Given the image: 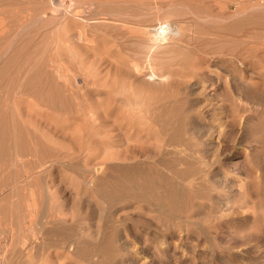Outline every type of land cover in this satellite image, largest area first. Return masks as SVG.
<instances>
[{
  "label": "rangeland",
  "instance_id": "374dc122",
  "mask_svg": "<svg viewBox=\"0 0 264 264\" xmlns=\"http://www.w3.org/2000/svg\"><path fill=\"white\" fill-rule=\"evenodd\" d=\"M51 3L0 0V264H114L113 245L123 264H264V0ZM62 12L76 21L67 32L57 19ZM50 58L75 68L80 92L63 95L47 80ZM224 59L231 75L221 70ZM88 69L93 75L82 80ZM232 77L251 81L255 95L244 90L232 106L223 94L234 88ZM86 98L102 101L101 113L117 98L129 102L121 109L142 120L139 135L151 150L167 146L168 123L177 131L187 118L195 127L188 139L196 143L203 133L193 162L202 166L195 160L203 156L210 176L229 177L216 187L219 199L208 196V181L180 187L175 202L191 201L183 219L168 203L143 214L77 187L80 171L70 164L104 167L108 178L116 174L108 165L128 162L122 149L133 143L131 124H109L93 137V122L52 107ZM48 121L63 127L55 130L63 138L56 153L65 165L41 173L46 158L32 124ZM227 185L238 190L234 201L223 199ZM112 227L122 238L109 242Z\"/></svg>",
  "mask_w": 264,
  "mask_h": 264
},
{
  "label": "bare ground",
  "instance_id": "6f19581e",
  "mask_svg": "<svg viewBox=\"0 0 264 264\" xmlns=\"http://www.w3.org/2000/svg\"><path fill=\"white\" fill-rule=\"evenodd\" d=\"M49 1L50 2L52 1L51 4L54 7L58 5V0L57 2L55 0H49ZM256 5H259V4L257 3ZM50 12H52V10ZM57 19L59 20V22H61V25L63 26L62 29L65 30V32H67L70 25L72 27L76 25V21L70 18L69 12H62L58 14ZM67 38L62 39V41H65ZM71 58L72 60L76 61L74 56H71ZM53 60L54 59H51V58L47 60V65H48L47 80H50V83L57 85L58 91L62 93L63 95L73 96L75 92H80L81 87H79V85H77L76 83L78 81L77 80L78 75L75 72V68L74 67L66 68L63 65H61L59 62H57L56 59L55 61ZM220 61L224 65V68H221V70L224 71L227 75H231L232 68H228V67L229 66L232 67L233 65L229 63V59H224ZM86 75L87 76L81 75V79L82 80L88 79V76L93 75V73L90 72V70L88 69V72ZM232 80L234 83L233 84L234 88L231 90L228 89L226 92L224 91L223 93L225 100H230L232 106H233L232 103L235 102V97L238 96L237 94H240V92H243L244 90H249L250 97L255 95L253 94L255 92L254 85L251 84V81L241 82L240 80H237L236 78H233V77H232ZM217 81L218 80L216 79V82ZM84 84H88V81L84 82ZM194 84L196 85V83ZM246 95L248 96V94ZM115 101L118 102L117 105L115 106L105 105L102 109L103 110L102 113L100 112V109L102 107L103 102L92 100V99L89 100L88 98H86L85 100H82L80 103L75 104V106L72 108L70 107V105L64 102H60L57 106L54 104L52 105L53 108L65 109L67 110V112L68 111H70L71 113L73 112V115L76 118H79V116L82 115L81 120L85 123L87 121L93 122L95 125V129L92 134L93 137L98 136L99 133L101 134L102 133L101 129L106 128L109 124L115 125L116 129H120L123 127L128 128L127 125L131 124V128H128V130L131 132V139L133 143L129 144L128 141H126L127 142L126 146H124V148L122 149V153L124 155V157L122 158L123 159L125 158L124 160L128 162H124L123 160H121L123 161L122 163H114V164L108 165V168L111 171L116 172L115 175H111L108 178L102 177V175L105 172L104 167L103 168H99V167L82 168L77 164H70L73 168H76L80 171L78 175L80 184H78L77 187L82 189L84 192L86 191L88 192L89 190L91 191L92 189L95 190L96 188V190L100 191L101 195L104 194V196H107L112 204L118 201L119 202L122 201L123 203L121 205L126 204V205H130L134 207L135 209L140 208V209L145 210V211L142 210L143 214H146V211L147 212L149 211L148 213L150 214V211H153V209H155L156 207H159L160 204L162 206L163 203H166V204L168 203L169 206L171 205V208H175V211L173 212H175L174 215L176 218H181L183 216L179 214L180 212H183V214H185L187 210L188 212H190L191 210V209L190 210L187 209L191 203L189 197H188L189 200L185 204H184V201L180 202L179 204L175 202L177 201L175 200L176 191L180 189V187L181 188L182 187L185 188V186L190 187V185L194 182L199 183L202 181H205V182L208 181L211 184V188L209 189L208 196L212 200L219 199L220 194L218 192V189L221 186H223V183L225 181L224 179H227L226 178L228 177L227 173L224 174V173H220L219 171H215L214 174L210 176V169H207L204 164L206 162H203L201 160L203 156H200L198 157V160L197 159L195 160L199 162L200 164H202V166L193 162L192 145H196V144L200 145L202 143L203 133H200L198 136V139L194 140L196 143H193L192 140L188 139V137H191L194 139L192 135H193V130L195 127L194 125H192L190 121H188L187 118H184L180 115L182 119H180V123L178 125L177 131H173L172 127H170V123H168L164 127L168 131L167 139H166L167 146L164 145V147L154 148L153 150H151L150 148L143 146V142L146 141V138H143L142 136L139 135L138 129H142V120L138 118L136 115H131L121 109L120 103L127 105L129 102H127L123 98H117V100L115 99ZM162 109L163 108L158 109L157 111L160 113ZM248 109L250 108L249 107L247 108V106L244 107L243 112L248 111ZM113 111L115 113V117L112 120V122H108V116H110V113L112 114ZM250 120L251 118L249 117L247 119L248 123ZM44 123H46V125L43 127L42 126L40 127L41 125L40 123H39L40 125L38 123L32 124L34 128L33 131H34L35 137H37L38 135L36 134L38 133L37 130H39L40 132L41 136L38 141L39 146H40L39 150L41 152V155L44 157V159L46 158L45 161H42L41 163L37 165V168H38L37 170L41 173L48 172L49 169H51L57 164L61 165L63 163L62 165H65L63 158L61 160L58 159L57 158L58 154L56 153L57 151L56 148H58L56 144L59 142H62L61 139L63 138H60V135L58 134V132H55V130L60 131L63 129V127L58 126L53 121L51 124L52 128L50 125L51 122L48 121ZM234 123H235V119L233 117L232 124ZM53 127L55 129H53ZM106 142L110 143L111 141L108 138H106ZM236 142H237V139H236ZM209 143H212V142H209ZM108 148H109V145H107L105 149H108ZM236 153L241 154L242 150L239 149ZM153 155L158 156V158L152 159ZM143 156H146V158ZM138 158L146 159V160L144 161L135 160ZM131 160H134V161H131ZM235 162L237 164L238 161H235ZM189 163L191 165L190 168H187V169L182 168L184 165L181 167V164L186 165ZM194 164H197L198 166L195 167ZM160 166H163L164 170L162 169V167L160 168ZM212 167L213 166H211V169L214 168ZM220 184L222 185L217 189L216 187L219 186ZM227 186H228L227 192L224 194L223 199L225 201H234L238 190L233 185H227ZM45 192L47 194V190ZM194 204H196L194 205L196 207H201V208L203 207V205L200 203H194ZM168 207L166 209H168ZM116 210L117 209H115V211ZM171 210L172 209H170V211ZM111 218L117 222V219L113 218V216ZM168 219H171V218H168ZM183 219H186V218H183ZM114 220L112 221L114 222ZM187 220H189L188 216H187ZM116 222H115V226L117 224ZM180 222L183 223V220L182 221L180 220ZM189 223L191 222L189 221ZM113 229L114 228L112 227V231H110L109 235L107 236V239L109 240V242H112L113 240L117 241L122 238L120 236H119L120 238H118L117 236L119 235L118 229L116 228L114 230ZM70 245L71 244H69V246ZM110 250H111L110 256H112V259H113V260L112 259L110 260L114 262V264H123L124 256L120 255L121 253L117 254L119 253L117 250V247L113 245L111 246Z\"/></svg>",
  "mask_w": 264,
  "mask_h": 264
}]
</instances>
